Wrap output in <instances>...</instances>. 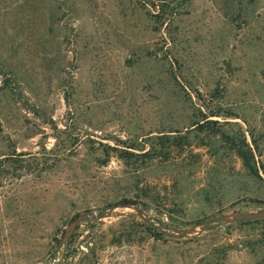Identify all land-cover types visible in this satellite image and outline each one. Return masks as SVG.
<instances>
[{"label": "rangeland", "instance_id": "rangeland-1", "mask_svg": "<svg viewBox=\"0 0 264 264\" xmlns=\"http://www.w3.org/2000/svg\"><path fill=\"white\" fill-rule=\"evenodd\" d=\"M260 3L253 24L242 30H231L221 0H186L184 15L176 21L185 74L206 92L217 64L230 83L227 100L245 103L252 125L259 127L264 0ZM155 25L137 0H0V158L14 150L40 152L57 141L68 144L71 154L60 156L64 159L56 165L52 157L47 175L39 176L42 163L30 176L21 179L20 170L12 169L0 181V264H51L53 257L56 264H196L226 244L234 248L224 264L257 261L242 247L254 234L253 226L216 224L211 230L198 227L189 236L157 240L130 207L83 221L59 247L78 214H99L130 194L128 168L115 156L97 167L95 158L87 156L92 146L142 138L171 124L161 78L164 51L174 43L165 26L156 30ZM66 91L73 93L69 103ZM194 142L200 160L189 151L179 157L174 150L171 168L155 164L141 184L157 185L160 196L179 210L173 214L182 226L175 229L264 208V181H249L244 189L245 183L225 177L232 166L241 169L240 159L229 152L213 156L215 148ZM261 150L264 161V146ZM213 167L217 172L207 177L206 169ZM178 172L183 177L176 180ZM145 213L157 225V219L169 221L166 214Z\"/></svg>", "mask_w": 264, "mask_h": 264}, {"label": "trees", "instance_id": "trees-1", "mask_svg": "<svg viewBox=\"0 0 264 264\" xmlns=\"http://www.w3.org/2000/svg\"><path fill=\"white\" fill-rule=\"evenodd\" d=\"M221 1L224 18L233 31L237 28L242 30L250 27L256 12L261 8V0ZM137 2L146 9L148 18L156 24V30H161L165 26L167 39L170 43H174L164 51L161 78L163 94L168 98L164 103L165 112H167L165 117L171 121V124L167 126L165 122L160 131L151 132L142 138H114L113 144L98 142V146H92L87 156L95 158L97 167L107 166L113 156L124 163L128 168L125 174L132 177L133 181L127 188V193L130 194H125L121 202H134L145 211L154 210L160 217L166 214L169 221L157 219L160 225L142 222L151 237L161 240L168 237L164 229L182 226L175 220L173 214L179 210L170 206L169 202L160 196L161 192L157 185L149 181L141 185L143 179L157 163L171 168L175 158L174 150L180 151L177 154L179 157L183 156L185 151H189V154L198 158L196 160H200V153H195L192 149L197 139L198 145L215 148L213 156H218L220 152H229L241 160V169L232 166L226 171V178L235 181L236 184L245 183L242 187L246 190H248L249 181H264V161L261 158V149L264 146V105L260 110L261 127L254 126L245 112V103L239 100H227V96L231 93L230 83L225 81L226 78L219 72L217 64L212 68V82L205 85L208 87L206 92L201 90L198 81H194L185 74L187 63L179 52L181 42L178 39L176 21L184 15L181 6L186 0H159L158 3L156 0H137ZM151 8H155L156 11ZM259 15L264 18L263 14ZM223 64L229 67L232 65L225 59ZM203 70L204 66L201 63L200 72ZM72 95V92H65L67 103L70 102ZM61 152L64 153L61 154ZM60 156L68 158L71 154L69 145L64 142L60 144L58 141L52 148L43 146V150L36 153H18L14 150L13 153L0 158V181L4 182V178L12 169L17 171L19 169L21 172L19 177L23 179L35 173L33 169H39L42 163L44 166L40 169L39 176L47 175L53 169L48 164L50 159L55 157L56 165L64 159ZM80 161L83 164L86 159ZM212 169H206L207 177L217 172L218 167ZM174 177L179 180L183 176L178 172ZM165 185L168 187V184ZM174 185L178 187L177 183ZM236 223L242 226H253L254 234L243 240L242 247L258 258L255 264H264V218ZM227 225L232 226L234 223ZM215 226L216 224H212L204 229L211 230ZM233 248V244L215 248L211 253L201 257L196 264H224L225 258Z\"/></svg>", "mask_w": 264, "mask_h": 264}, {"label": "water", "instance_id": "water-1", "mask_svg": "<svg viewBox=\"0 0 264 264\" xmlns=\"http://www.w3.org/2000/svg\"><path fill=\"white\" fill-rule=\"evenodd\" d=\"M117 207L121 208H134L136 210L137 215L149 222L152 223L153 225H157L155 223V218L153 216L146 215L145 210L142 209L139 205H137L134 202H119L117 204H112L108 209L103 210L99 214L91 212V211H86L83 213H80L76 218L73 220L71 223L68 231L66 232L65 237L60 241L59 247H61L63 244L67 243L70 241L72 235L76 231V229L81 225V223L85 220H96V219H101L103 217L109 216L113 210H115ZM264 218V208L254 211V212H232L229 214H224L222 216L214 217L211 219L199 221L195 223L191 228H186V229H174L175 233L173 234L167 229H164L165 233L169 236H174V237H185L192 235L195 233L198 229V227H203V229L206 226L212 225V224H218V225H223V224H231V223H236V222H243V221H252L256 219H263ZM159 223V222H158ZM160 224V223H159ZM205 230V229H204ZM58 247V249H59Z\"/></svg>", "mask_w": 264, "mask_h": 264}, {"label": "built area", "instance_id": "built-area-1", "mask_svg": "<svg viewBox=\"0 0 264 264\" xmlns=\"http://www.w3.org/2000/svg\"><path fill=\"white\" fill-rule=\"evenodd\" d=\"M51 261H52L51 264H56L58 260L55 257H53ZM38 264H45V263H38Z\"/></svg>", "mask_w": 264, "mask_h": 264}]
</instances>
